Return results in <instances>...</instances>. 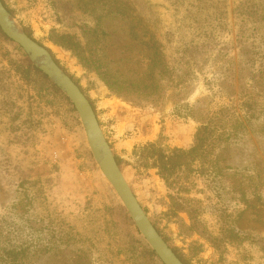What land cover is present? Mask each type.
I'll return each instance as SVG.
<instances>
[{
    "label": "rangeland",
    "instance_id": "1",
    "mask_svg": "<svg viewBox=\"0 0 264 264\" xmlns=\"http://www.w3.org/2000/svg\"><path fill=\"white\" fill-rule=\"evenodd\" d=\"M3 1L89 98L125 179L183 262L264 264V0ZM4 34L0 219L11 222L16 200L11 226L31 249L7 264H162L99 166L71 99ZM153 44L168 68L149 96L140 91L141 49ZM102 73L131 82L119 80L120 93ZM202 122L213 131L205 165L177 193L180 184L140 160L142 146L190 148Z\"/></svg>",
    "mask_w": 264,
    "mask_h": 264
},
{
    "label": "trees",
    "instance_id": "2",
    "mask_svg": "<svg viewBox=\"0 0 264 264\" xmlns=\"http://www.w3.org/2000/svg\"><path fill=\"white\" fill-rule=\"evenodd\" d=\"M2 2L6 6L3 0ZM27 34L32 37L31 34ZM141 50L143 51V60L141 62L145 65L146 68H143L145 70V77L139 79L140 86H143L140 91L148 94L149 96H153L154 94H156V91L153 89L155 77L157 74L164 76L165 71H167L168 68V63L164 53L160 50L159 45L153 44L151 46H145V48ZM101 75L111 89L116 90L120 93V90L123 89L119 88V80L121 81V84L123 82H131L128 79H120V77L107 76L106 73H102ZM218 135L221 136L222 133H219ZM212 136V128L207 122H202L197 128L194 136V144L190 148H174L171 150H163L162 148L158 147L157 143L148 142L147 144L142 146V152L140 153L139 158L143 163L152 162V167L158 169V173L160 174L162 179L166 181V183H168L170 186H177V184H180V187H178L177 189V193L183 192V190L187 189V185H183L182 182H180V179L184 178L186 179L185 183H191L190 178L193 175L192 173L198 172L202 169V166L205 165V162L202 161L208 155V151L212 144ZM116 160L119 163L118 157H116ZM47 197L48 193L45 191L44 187L43 194L41 195V203H46ZM36 200L37 195L35 191V193L32 194L30 201H28L29 208L25 210V221L29 231L35 228V222L32 221L29 216L32 215L31 211L33 209H37V205L34 204ZM16 204L17 202L16 200H14L6 213V217H10L11 222L4 220L5 218L0 219V241H2L3 246L1 247V249L2 252H4V254L2 255V259L6 264L9 262H23L24 260H27L31 257L30 245H27V247H23V243L21 241L22 237L20 236V234L23 230L19 231V227L11 226L16 214ZM47 229L48 231L50 230V228ZM137 231L139 232L138 229ZM152 253L156 257H158L154 250H152ZM159 261L161 262L160 259Z\"/></svg>",
    "mask_w": 264,
    "mask_h": 264
},
{
    "label": "water",
    "instance_id": "3",
    "mask_svg": "<svg viewBox=\"0 0 264 264\" xmlns=\"http://www.w3.org/2000/svg\"><path fill=\"white\" fill-rule=\"evenodd\" d=\"M0 27L71 99L82 119L87 140L104 175L115 188L136 226L162 262L164 264H185L157 230L125 179L88 97L72 77L54 61L46 47L23 30L18 29L2 0H0Z\"/></svg>",
    "mask_w": 264,
    "mask_h": 264
}]
</instances>
